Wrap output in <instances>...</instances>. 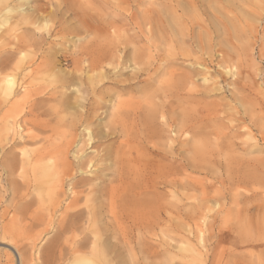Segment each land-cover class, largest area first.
<instances>
[{
  "label": "rangeland",
  "instance_id": "374dc122",
  "mask_svg": "<svg viewBox=\"0 0 264 264\" xmlns=\"http://www.w3.org/2000/svg\"><path fill=\"white\" fill-rule=\"evenodd\" d=\"M178 1L0 0V264H77L79 258L91 264H264V0ZM165 4L174 6L173 11L164 10ZM173 16L179 24L170 22L171 28L167 19ZM134 54L137 57L133 58ZM174 62L178 70L173 65L176 70L172 72ZM199 63L208 67L211 80L207 83L203 76H196L195 84L189 85L194 90L184 92L197 101L192 106L196 108L195 116L184 126L188 134L179 132L173 144L170 129L164 126L163 138H148L142 131L145 122L141 115L128 114L127 123L123 112L121 123L126 128L116 124L111 136L114 155L123 157L125 163L108 161L112 167L92 175L88 173L91 166H87L76 176V180L90 178L81 181L80 188L84 184L97 188L118 186L115 174L124 175L127 183L140 185L147 179L143 169L149 164L146 168L150 177L176 182L156 188L166 206L168 202L174 204L170 207L168 203L171 211L155 213L150 220H133L122 216L123 205L118 200L116 219L108 204L109 196L101 197L107 199L103 210L96 207V195L100 196L97 191L92 200L94 219H83L79 230L66 236L60 233V214L53 215L49 210L48 197L43 209L35 203L22 212L20 205L36 196L31 194L25 201L11 187L8 170L17 166L15 163L9 167V163L22 159V151L42 146L29 142V128L34 133L56 132L63 142L67 141L68 126L77 117H85L94 98L104 100L106 105L121 93L125 100H135L150 78L158 79L156 84L162 86L173 83V76ZM12 71L20 82L9 94L1 81ZM140 71L143 77L137 73ZM71 76L80 78L76 81ZM94 77L98 86L92 84ZM208 87L210 93L203 94ZM64 93L73 96L72 105L63 101ZM77 95L87 100L76 102ZM43 97L46 100L39 102ZM110 110L115 111L103 106L98 111L99 121H110ZM18 123L22 125L18 129L28 136L16 134ZM81 124L77 132L84 131ZM120 129L126 133L121 134ZM205 133H209L208 140H204ZM253 137L259 145L251 150ZM204 141L207 153L196 156L193 145ZM106 143L101 145L103 148L75 144L70 156L78 160L88 152L85 157L98 158L103 150L105 153ZM155 164L163 165L164 172L153 171ZM30 170L28 167V177L32 175ZM168 170L176 173L170 175ZM11 177L19 180L18 173ZM83 215L91 217L88 212ZM94 221L99 231L96 237ZM126 235L131 241L130 253L120 248L121 237ZM187 238L192 241L191 248L184 242ZM77 242L84 246L74 252Z\"/></svg>",
  "mask_w": 264,
  "mask_h": 264
},
{
  "label": "bare ground",
  "instance_id": "6f19581e",
  "mask_svg": "<svg viewBox=\"0 0 264 264\" xmlns=\"http://www.w3.org/2000/svg\"><path fill=\"white\" fill-rule=\"evenodd\" d=\"M178 2H180V0ZM159 4L161 5L162 2H160ZM173 7H172V5L169 6V5L165 4L164 5L165 9L164 8L163 9L166 10L167 12H170V11H173V9H174ZM146 21H144V22H146ZM163 21L166 22V19H163ZM170 22L172 24H177V25L179 24L178 20L174 16L171 18V20L167 19V23L169 25H170ZM170 26H171V28L173 27L172 25H170ZM89 30H93V29L90 28ZM95 30H97V29H95ZM136 52H135V54H136ZM135 57H137V55H135L133 58H135ZM104 59H106V58H104ZM120 59H121V57H120ZM12 63H10V64H12ZM175 63L176 62H174L171 65V67H173V65L176 66ZM178 65H180V64H178ZM191 66L193 68L190 67L188 69V71L184 70V71H186L185 73L182 72L183 74L180 73L181 75L173 76L172 77L174 79L172 81L173 83H171L169 81L167 84H165L163 86L160 83L156 84L158 82V79L150 78V80L143 87V89L141 88L142 90L141 91L139 90L142 95L140 94L141 96H138V98L135 99V100L132 99V98L131 99L130 98L129 99L126 98L127 100H125L121 96L122 93L118 94L117 97L115 96V99L112 98V99L109 100L111 105H106V104L103 103L104 100H102V102H101V101H99L96 98H94L93 101L88 100V101H90V103H89L88 111L85 114V117L79 119L81 116H79V117L76 116L77 118L75 120V123L72 122V124L68 126V128H69L68 131H69V137L70 138L67 141L63 142L59 138V136H58V134L56 132H53L54 134L51 133L49 135L47 134V132L45 130L42 131V132H39V133H34V132H31L30 131L31 129L29 128L28 131H27V134L29 135V142L32 143V144H35V145L41 144L42 146L37 147V148H33L30 152H28L27 149H25L26 151L25 150L22 151V155H23L22 159H17V161L15 160V161L9 163V167L13 166L15 163H17V166L16 167L13 166V170H11V169L8 170L11 187H13L16 192H18L19 194L24 196L23 198L25 199V201L29 200V199H27V196L29 197L31 194H35V196H36L35 199H33V201H29V203L26 202V204H22V205L19 204L20 205V209L22 210V212L25 213L27 211V209L31 205L35 204V203L38 204V208L39 209H43L42 206H44V204L47 202V197H48L49 206H50L49 210H51V212H53V215H57L59 213L60 216H61V218L59 220V224H60V227H61L60 228V233H61L62 236H66V235H68L69 233H71L73 231L76 232L77 230H79L80 224L82 223L81 221L83 219H85V220H86V218H87V220H93L94 219V213H95L94 211H95V209H93L94 205H92V203H93L92 200H94L93 197H95L97 191H99L100 196L96 195V197L99 198V201H98V204H97L96 207H99L100 211L103 210V208L105 207L106 202H107V201L105 202V200H107V199L105 198V200H104L101 197H108L109 196L108 198L110 199V201L108 202V204H109V206H111L110 210H112V213H113V215H114V217L116 219H117V216H116V210L115 209H116V207L118 205L117 204L118 200H121V206L123 205L122 216H124V218L127 215V216L132 217L131 219H133V220L138 219V220L144 221L145 219L150 220V217H153L152 215L156 216L155 213H158V214L160 213V215L164 214V213H168L167 212L168 209L170 210L169 205L171 207L172 204L168 202L169 205L167 203V206H166V202L165 201H161L162 197H161L160 193L158 191H156V188H159V185H161V186L167 185V183L175 185L176 182H175L174 179L173 180L171 179L169 181H165V179H166L165 178L164 180H162V181L160 180L159 181V180H156L155 178H152L153 176L150 177L149 176V172H148L149 170L147 171V168H146L147 166H150L149 164L147 166L143 165V166H145V169H143L144 170V172H143L144 174L143 175L145 177H147V179H146L145 182L143 181L144 183H142V184L139 183V181H138L137 183H139L140 185L127 183L126 180L124 179V175L115 174V177H116L115 180L119 181V182L116 181L118 183V186H108V187H103V188H97L95 185H90L89 186L88 185L89 183H86L88 185V187H86V185L84 184L83 188H80L81 181L82 182H88L90 180V178H87L88 176L86 175L87 177H85V178L79 177V179L76 180L78 178L76 176L78 175L79 172L83 173L84 172V168L87 167V166H88V168L91 166L90 169H88V171H89L88 173H90V175H92V174H94V172L96 174V171L99 170V169L112 167V163H109L108 161H112V162L114 161V163L115 162L117 163V162H119L121 160V163H125V160H124L123 157H120V156L117 157V155L116 156L114 155L115 147L113 146V139H112L114 137L111 136V135H113L115 133L116 124H121L122 125L121 118H122L123 112L125 113L124 116H126V118H127V123H128V118H129L128 114H132L134 117H137L138 115H141V119H142L141 121L143 123L145 122L144 123L145 124V128H143L142 131L144 133V136H146L148 138L149 137L150 138H152V137H162L163 138L165 136V134H164L165 133L164 126H167L168 130L170 129L169 131L171 132V136L169 135L170 136L169 138L171 139V142H173V144L176 143V138L175 137L178 135L179 132L183 131V133H185V135L188 134V132H187L188 129L185 128L184 126H187L188 123L191 121V119H193V117L195 116V114L193 112L196 111V108L195 107L193 108L192 106H193V103L197 102V101L193 100L192 95L190 93H184V92H187L189 90L190 91L194 90L193 87L189 88V85L195 84V77L196 76H200V75L203 76V80L205 82H207V83L211 80L209 78V69H208V67L205 64L199 63V64H193ZM174 67H173V69H171L172 72H175L174 70H176ZM145 68H146V66H145ZM176 68H177V66H176ZM92 69H95V67L92 68ZM153 69L154 68H152L151 70H153ZM166 69L168 70V68H166ZM147 70H148V67H147ZM177 70H178V68H177ZM145 72H147V71H145ZM145 72H143V73H145ZM226 72L229 73L230 70H226ZM137 73L141 74V71H140V73L139 72H137ZM147 73H151V72H147ZM138 74H137V77H138ZM169 74H170V72H169ZM172 74H174V73H172ZM131 75H133V74H131ZM98 76H100V73L98 74ZM100 77H102V79H105V77L103 78V74L102 73H101ZM121 77H123V76H121ZM142 77H143V75H142ZM71 78H72V80H76V79H79L80 77L71 76ZM132 79H131V81H132ZM85 80H86V78H85ZM96 80H98V79H96ZM134 80H137V79L135 78ZM87 81H88V79H87ZM94 81H95V77H94L93 82ZM166 82H167V80H166ZM1 83H3L2 88H3V90H5V92H7L9 94H13L14 91L17 89L16 87L18 86L16 72L14 71L13 73L6 74L2 78ZM97 83L99 84V80H98ZM119 83H120V81H119ZM92 84L96 85L95 82L92 83ZM92 84H90V86ZM134 84H135V82H134ZM127 85L128 84L123 85V86H125V89H126ZM155 85H158V86L155 87ZM96 86H98V85H96ZM153 86L155 88H152ZM87 87H89V86H87ZM135 87L136 86H134V88ZM95 88H97V87H95ZM210 88L211 87L206 88L204 90L205 92H202V93L203 94L210 93V91H211ZM214 89H215V87H214ZM23 90H24V88H23ZM36 90H37L38 94H43V91H40L39 89H36ZM135 90H136V88H135ZM77 91H79V89ZM123 91H124L123 93L126 92V90H124V89H123ZM93 92H95V91H93ZM126 96H127V93H126ZM45 97H48V96H45ZM45 97H43L39 102H42V101L46 100ZM62 97H63V101H64V99L67 100V102H66L67 106L72 105L74 103V101H72L70 99V98H73V96L65 94ZM111 97H112V95H111ZM74 99H76V102H79L80 99L87 100V97L86 96H82V95H77L76 97H74ZM200 101H202V100H200ZM207 103L209 104V102H207V100H206V104ZM185 104L191 106L190 107L191 109L188 108L189 106L185 107ZM103 106L104 107L107 106V107L115 109V111H113V110L109 111L110 112L109 113L110 121H108L109 120L108 119L107 120L108 122L99 121V117H100L99 115L100 114L98 115V113H99L98 111H100V109H102ZM84 109H85V107H84ZM212 110H214V109H212ZM43 113L46 114L47 112L46 111H41L40 112V114H43ZM82 113L84 114V112H82ZM203 116L204 115H202V117ZM209 117H211V116H209ZM101 118H102V116H101ZM157 121H158L159 124L162 123V125H160V127L157 126V124H158ZM81 122H82V124H81ZM125 122H126V120H125ZM78 124H81L80 126H84V129H83L84 131H81V132H77L76 131V130H79L78 129ZM123 126H125L124 128H126V125H122L121 127H123ZM21 127H22V125H20V124L17 125V129L21 128ZM200 130H199V136L201 137V140H202V135H201L202 133H200ZM17 131L18 132H16V134L21 133V135L23 137H26L25 135H27V134H25V135L22 134V132L19 129ZM121 132H123V131L121 130L120 133ZM123 133L125 134L126 132H123ZM181 133H180V135H182ZM197 133L198 132H196V134ZM205 134L206 135H205V139L204 140H208V137H209L208 134L209 133L208 134L205 133ZM252 139H253V142L251 144V148H250L251 150H252V148L253 149L257 148L258 145H259L257 143L258 140L256 138L253 137ZM18 142H21V141H18ZM106 142H109V143H108L107 147L105 148V153H104V150H103V154L100 155L98 158H96L94 156L85 157L88 154V152H87V154L85 153L86 155L84 154L85 156L81 154L82 157L81 158H77L78 160H74L70 156V153L72 152V149L74 148L73 146H75V144H78V145H79V143H81L83 145H90L91 144V145H94L95 148H96V146L100 148L101 145L103 143H106ZM81 144H80L79 147H81ZM121 144H122V142H121ZM170 145H172V144H170ZM170 145H169V149H170ZM94 146H93V149H94ZM82 147L84 148V146H82ZM22 148H23V146H22ZM90 148H91V146H90ZM101 148H103V147H101ZM176 149H178V148H176ZM94 151H93V153H96ZM207 151L208 150L206 148L205 141L202 144L201 143H196V144L193 145V152L195 153L196 156L199 155V156L202 157V155H205V153H207ZM84 152H86V149L84 150ZM97 152H99V151H97ZM100 152L102 153V151H100ZM172 153H173V151H172ZM73 156H74V154H73ZM172 157H173V155H172ZM74 158H75V156H74ZM143 159H146V158H143ZM143 159H141V160H143ZM149 159H150V161H152L150 157H149ZM143 161L146 162L145 160H143ZM150 161L148 160V162H150ZM139 162H140V160H139ZM4 163H5V161H4ZM98 163H100V164H98ZM154 163H157V161L154 162ZM161 163H163V162H161ZM170 164H172V163H170ZM165 165L168 167V165L166 163H165ZM28 167H30V169H31L30 171L32 173V175L30 177L27 176ZM155 167H156V169H154ZM155 167L154 168L151 167L153 169V171H155V170L158 171V172H162L163 171V165L157 164V166H156V164H155ZM5 168H8V167L5 166ZM138 169H139V167H138ZM170 169H171V165H170ZM139 170H142V169H139ZM164 170H166V169H164ZM73 171H74V173H73ZM168 171L170 172L169 174L171 175L172 171H170V170H168ZM85 172H86V174H88L87 171H85ZM17 173L19 175V180H17L16 178H12L11 177V176L15 177L17 175ZM128 173H130V171H128ZM174 173H176V172H172V174H174ZM152 174H154V173H152ZM161 174L163 175V173H161ZM97 175H98V173H97ZM139 175H141V174H139ZM159 176H160V173H159ZM163 176H162V178H163ZM131 178H132L131 180H133V177H131ZM73 179H75V180L72 181ZM96 179H97V177H96ZM138 180H140V179H138ZM116 182L114 181V183H116ZM68 183H70L71 187H69L67 189L66 186L68 185ZM141 186H143V188ZM173 201H175V200H173ZM83 204L87 207L86 208L87 210L84 209V207L82 206ZM91 205H92V208L90 209ZM84 212H88V215H91L92 218L84 216L83 215ZM134 217H137V218H134ZM173 219L175 220V217H173ZM141 221H139V222H141ZM92 228H94V230H95L94 236L95 237L99 236V231H98V228L96 226V221H94V223L92 225ZM110 237L114 238V237H117V236L111 235ZM202 238H203V234L200 236V241L203 240ZM121 239H122V242H121L122 244L121 243L120 244H121V246L123 245L122 247L119 246L121 248V250H122V248L125 249V250H128L129 247H130V249H132V247L130 246V242L131 241L128 240L129 238H127V235L121 237ZM96 240H99V238L96 239ZM184 242H185V244L188 243L186 246H189V247L191 246L192 247V245H191L192 241L189 238H187V240H185ZM94 244H95L94 245L95 248H97L98 242L95 241ZM80 246L83 247L84 245H82V244L78 245V242H77V244L74 243V248H73L74 252L75 251H79L78 247H80ZM108 247H110V245ZM130 251L128 250V253H130ZM77 264H91V262L88 261L85 258H79Z\"/></svg>",
  "mask_w": 264,
  "mask_h": 264
}]
</instances>
